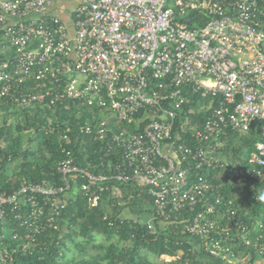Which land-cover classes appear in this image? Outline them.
<instances>
[{"label":"built area","instance_id":"built-area-1","mask_svg":"<svg viewBox=\"0 0 264 264\" xmlns=\"http://www.w3.org/2000/svg\"><path fill=\"white\" fill-rule=\"evenodd\" d=\"M53 1L0 0V105L67 110L77 102L99 110L102 118L76 123V129L105 141V155L118 152L122 163L97 173L62 147L57 184L28 181L0 192V221L10 226V238L24 253L47 249L59 230L60 211L77 192L94 207L110 188L106 183L135 182L152 201V213L139 219L151 233L154 221L181 222L183 231L221 261L264 262V225L239 219L222 184L201 172L227 170L259 201L264 0H78L72 28L51 12ZM187 89L200 94L205 110L189 144L172 140ZM141 111L139 122H146L138 131L118 128L107 136L110 125L128 123ZM252 125L259 126L260 139L246 165H234L222 155V137L228 131L246 133ZM70 130L65 127L63 140H70ZM185 162L193 164V175L181 166ZM110 190L119 194L114 185ZM236 246L252 248L257 260H244ZM11 259L0 247V264Z\"/></svg>","mask_w":264,"mask_h":264},{"label":"trees","instance_id":"trees-1","mask_svg":"<svg viewBox=\"0 0 264 264\" xmlns=\"http://www.w3.org/2000/svg\"><path fill=\"white\" fill-rule=\"evenodd\" d=\"M186 94L188 101L174 122L172 140L176 141L179 137L180 142L189 144L192 143L190 135L201 126L205 112L199 110L203 102L199 93L187 89ZM85 107L77 102H71L67 110H50L38 105L25 109L0 105V192H10L21 182L28 181L57 184L60 174L56 165L61 158L62 147L70 148L77 164H89L97 173H110L115 164L122 163L118 152L105 155V141L93 140L78 133L76 123H94V119H99L95 115L101 112L93 110L86 116L83 111ZM142 116L141 111L128 123H122L119 127L110 125L107 136L118 128L138 131L146 122H139ZM185 117L188 123H183ZM69 125L70 140L66 141L61 135ZM25 134L26 139L23 138ZM222 139V155L234 165L245 166L250 153L255 149V143L260 139L259 126L252 125L246 133L228 131ZM181 166L191 175L196 172L192 163L185 162ZM201 172L222 184L224 196L233 198L236 203L239 219L264 225V201L252 200L245 185L229 177L227 170ZM106 184L110 188L112 185L118 187L119 194L113 196L109 188L94 207H88L80 192L72 197L70 203L60 211L57 219L59 230L47 249L36 247L32 253H24L19 242L10 238L11 228H8L7 221H0V247L5 246L12 254L7 264H155L149 255L156 259L160 255L174 257L159 264H232L205 251L198 238L190 237L183 231L181 222L154 221L155 228L151 233L146 224L139 221L153 211L151 198L145 188L135 182L112 180ZM124 209L128 210V216H124ZM135 218L137 222H134ZM109 221L113 225H109ZM95 233L104 235L107 242L93 244L96 251L88 258L67 257L71 250L68 243L83 251L85 245L82 243L92 242ZM233 250L243 251L246 261L257 260L252 248L236 246Z\"/></svg>","mask_w":264,"mask_h":264},{"label":"rangeland","instance_id":"rangeland-1","mask_svg":"<svg viewBox=\"0 0 264 264\" xmlns=\"http://www.w3.org/2000/svg\"><path fill=\"white\" fill-rule=\"evenodd\" d=\"M83 111L86 113V116L93 112V110L91 108H88V107H85L83 109ZM96 115H95V117H97V118H102L103 117V113L102 112H100V113H98ZM14 121H15V119L13 120V122ZM26 137H27L26 134L23 135L24 139H26ZM128 215L129 214H127V216ZM77 240H80V238H78ZM106 242H107V239L104 237V235H102L100 233H95L94 239H93L92 242H90V243H85V242L82 243L81 242L83 245H85L83 251L81 250V248H77L75 245H71V244L68 243V245H70V247H71V250L68 251L67 257H69V259H71L72 257H85V258H88L92 253H94L96 251L95 248L92 247L93 244H101V243H106ZM149 259L151 261H153L155 264L163 263L159 258L156 259L154 256H150L149 255ZM260 264H263V263H260Z\"/></svg>","mask_w":264,"mask_h":264},{"label":"crops","instance_id":"crops-1","mask_svg":"<svg viewBox=\"0 0 264 264\" xmlns=\"http://www.w3.org/2000/svg\"><path fill=\"white\" fill-rule=\"evenodd\" d=\"M78 0H54L53 5L51 7V12L65 20L69 28H72L71 21V10L76 5ZM202 106V105H200ZM200 110V108H199ZM205 111V110H204ZM111 120H114L110 117ZM225 157V156H224ZM128 210L124 209L123 214L127 216Z\"/></svg>","mask_w":264,"mask_h":264},{"label":"clouds","instance_id":"clouds-1","mask_svg":"<svg viewBox=\"0 0 264 264\" xmlns=\"http://www.w3.org/2000/svg\"><path fill=\"white\" fill-rule=\"evenodd\" d=\"M258 191L255 192V198L259 199L260 201H264V187L257 188Z\"/></svg>","mask_w":264,"mask_h":264},{"label":"bare ground","instance_id":"bare-ground-1","mask_svg":"<svg viewBox=\"0 0 264 264\" xmlns=\"http://www.w3.org/2000/svg\"><path fill=\"white\" fill-rule=\"evenodd\" d=\"M200 108H201L200 110H204V106H201Z\"/></svg>","mask_w":264,"mask_h":264}]
</instances>
